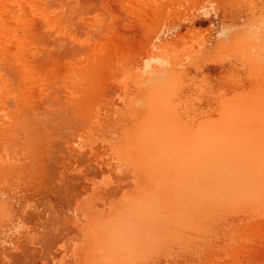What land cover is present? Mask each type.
Segmentation results:
<instances>
[{"label":"rangeland","instance_id":"obj_1","mask_svg":"<svg viewBox=\"0 0 264 264\" xmlns=\"http://www.w3.org/2000/svg\"><path fill=\"white\" fill-rule=\"evenodd\" d=\"M122 124L124 162L103 137ZM83 129L100 135L80 151ZM31 174L83 194L145 181L150 241L132 254L129 236H87L86 264H264V0H0V197L17 220L32 193L14 177ZM16 236V264H77L85 243Z\"/></svg>","mask_w":264,"mask_h":264},{"label":"crops","instance_id":"obj_2","mask_svg":"<svg viewBox=\"0 0 264 264\" xmlns=\"http://www.w3.org/2000/svg\"><path fill=\"white\" fill-rule=\"evenodd\" d=\"M11 147L13 148V146ZM15 154H17V152L12 150L10 156H13V159L16 161ZM1 155H3V153ZM15 161L13 163H16ZM51 179L52 178H45V180H43L35 178V180H26L19 178L14 180L15 183L16 180L24 182L25 190L32 193L31 195H27L26 199L23 200L25 202L23 208L19 206V210H17L19 213V219L17 222L19 225H16L17 234H77L80 236L79 241L83 239V242H85L83 246L78 248V256H76L75 259L77 264H86L89 253L87 236H92L89 241L90 243L93 242L92 244L94 247L98 246V236L101 235L129 236L131 239L130 243H132V254L138 251L141 253L144 244L150 241L146 238V235L151 233L149 214L151 213L152 200L150 194L145 193V187L147 185L144 180H134L133 184L125 185L127 189L122 190L121 193H113L111 195L106 193L103 194L101 188L106 185L100 179H94L88 185L94 187L93 191H95V193H92L89 196L86 194L83 196L80 194L81 196H78L79 190L77 193V185H74V189L72 190V186L69 184L70 188L68 187L69 191L67 192L63 189V185L61 187L57 184L58 179ZM60 187L61 189H59ZM65 192H67V195ZM59 193L65 194L60 195ZM5 203L6 201H0V225L7 221L4 228L5 231H7V229H9V220L12 217H16L15 212L14 215H11L13 206H6ZM161 215L162 211L159 202V222ZM115 218H117V220L121 218L126 219L128 221L127 227H117L114 231H111L102 226L104 222ZM36 219L45 221L36 225ZM55 229L57 230L55 231ZM162 229L161 226L154 227V233H158V241H161ZM120 239L121 238H119V240ZM123 249L126 250L125 247H119L118 249H110V251L115 254L119 251H124Z\"/></svg>","mask_w":264,"mask_h":264},{"label":"bare ground","instance_id":"obj_3","mask_svg":"<svg viewBox=\"0 0 264 264\" xmlns=\"http://www.w3.org/2000/svg\"><path fill=\"white\" fill-rule=\"evenodd\" d=\"M127 40V39H126ZM117 41H119V40H117ZM125 41V40H124ZM146 41V40H145ZM144 41V42H145ZM149 40H147V42H148ZM69 42V41H68ZM71 42V41H70ZM69 44V43H68ZM71 44V43H70ZM70 46V45H69ZM68 46V47H69ZM146 46V45H145ZM118 48V47H117ZM141 48V47H140ZM146 48V47H145ZM69 50L71 49V48H68ZM142 50V49H141ZM111 51V50H110ZM139 52V51H138ZM142 52V51H141ZM138 54V53H137ZM139 55V54H138ZM119 56V55H118ZM136 56V55H135ZM116 63V62H115ZM119 66H121V64L119 65ZM118 67V66H117ZM142 76V73H141V71L139 72V71H137V72H135V74H134V76L132 77V79H131V82H130V84L132 83V86L134 87V84H136V82L139 80V78ZM136 79V80H135ZM122 83H123V81H122ZM134 83V84H133ZM120 86V85H119ZM122 86V85H121ZM119 89V88H118ZM122 91V90H121ZM109 92H111V91H109ZM121 95V94H120ZM120 97V96H119ZM134 94H129L128 95V97H126L125 99H124V101H120L119 103H118V105L120 106V107H123V109H122V111H127L128 113H126V114H130V108L132 107L131 106V104H133L134 103ZM71 120V119H70ZM58 121V120H57ZM59 122H60V120H59ZM58 122V123H59ZM67 122V121H66ZM42 123V122H41ZM62 124V123H61ZM61 124H59V127L61 128L62 126H63V124H64V122H63V124H62V126H60ZM126 124H122V125H118L117 127L115 126L114 127V130L113 131H110V132H108V133H106L103 137H105L107 140L108 139H111V137H113V142L112 141H110L111 142V149H113L114 151H115V153L117 154V155H120V159L124 162V161H127V152H129V150L127 149V143H126V141H129V137H130V131H129V128L128 127H126L125 126ZM58 126V125H57ZM54 127V126H53ZM55 128V127H54ZM63 128V127H62ZM65 128V127H64ZM63 128V129H64ZM40 129H41V127H40ZM45 129H47L46 127H45ZM67 129V128H66ZM88 129V128H87ZM87 129H85V130H87ZM60 130V129H59ZM65 130V129H64ZM48 131V130H47ZM66 131V130H65ZM49 132V131H48ZM62 134H64V131L63 132H61ZM128 133H129V136H128ZM54 134H56V133H54ZM61 134V135H62ZM90 134V135H89ZM91 134L93 135V136H91ZM100 134H94V132H87V131H84V129H83V131H81L80 133H79V135H78V137H76V139H75V137H74V139L77 141V148L81 151V150H85V149H87L88 147H90L91 145H92V140H91V138L93 137V138H96L97 136H99ZM65 136V135H64ZM60 138H62L61 136H60ZM58 139V140H60L61 141V139ZM68 139H69V135H68V137H67ZM57 140V141H58ZM31 141V140H30ZM29 141V142H30ZM64 141V140H63ZM62 141V142H63ZM66 142H69L68 140H65V143ZM25 143V142H24ZM61 143V142H60ZM30 145V144H29ZM29 145H28V147H29ZM32 142H31V146L30 147H32ZM56 145V144H55ZM59 145V144H58ZM62 145V144H61ZM64 146V145H63ZM23 148V147H22ZM56 148V147H55ZM58 148V147H57ZM68 148V147H67ZM74 149V148H73ZM28 150V149H27ZM26 150V151H27ZM61 150V149H60ZM29 151V150H28ZM74 151H77V150H74ZM21 152V151H20ZM57 152V151H56ZM60 152V151H59ZM62 152V151H61ZM12 153V152H11ZM63 153V152H62ZM67 153V152H66ZM70 153V152H69ZM76 154L75 155H80L81 156V154H79L78 153V151L77 152H75ZM130 153V152H129ZM83 154V153H82ZM12 155V154H11ZM16 155V154H15ZM63 155V154H62ZM84 155H82V157H83ZM55 157V156H54ZM66 157H67V155H66ZM55 158H57V155H56V157ZM17 160V159H16ZM48 160V159H47ZM62 160V159H61ZM64 160V159H63ZM45 161H46V159H45ZM49 161V160H48ZM17 162V161H16ZM60 162V161H59ZM19 163V162H18ZM17 163V164H18ZM50 163V162H49ZM53 164V163H52ZM63 164V163H62ZM64 164H67V163H64ZM47 165H49V164H47ZM58 166V165H57ZM54 167V166H53ZM65 169H67V168H65ZM65 169H63L64 171H67V170H65ZM59 169H56V167L54 168V171L56 172V173H59V172H57ZM94 170H98V172H100L101 171V178L103 179V180H105V181H108L109 179H110V176H111V173L110 172H107V171H105L103 168H97V169H94ZM46 171V170H45ZM53 171V168H51V170H49V168H47V175L48 174H55V175H57L56 173H53L54 172ZM63 171V172H64ZM29 173V172H28ZM68 173V172H67ZM42 175H44L43 173H42ZM63 176H65V177H67V178H65V177H61L60 176V178H62V181H63V179H64V184L63 183H61L62 185H63V189L65 190V191H69V186L71 185L72 186V190L74 189V185L76 184V181H75V179H72V178H77V177H72L71 178V176H69L68 174H62ZM49 176V175H48ZM37 178H38V175L36 176ZM35 174L34 175H28L27 177L26 176H22L21 177V179H28V180H31V179H34L35 180ZM56 177H59V176H56ZM56 177H54V178H56ZM48 178H50V177H48ZM47 178V179H48ZM14 179H17L16 177H14ZM39 179V178H38ZM43 180H45V178L43 177L42 178ZM51 180H54L53 178L51 179ZM46 181H48V180H46ZM52 182V181H51ZM50 182V183H51ZM58 183H60V181L58 182ZM70 184V185H69ZM51 185V184H50ZM54 185V184H53ZM62 185H61V187H62ZM48 186H49V182H48ZM56 186V185H55ZM64 186H65V188H64ZM59 187V186H58ZM61 187L59 188V189H61ZM69 187V188H68ZM53 188V187H52ZM56 188H57V186H56ZM102 189V193L104 194V193H106V194H113L111 191H109L108 190V188H106V187H103V188H101ZM100 189V190H101ZM33 190V189H32ZM94 190V187L93 186H89L87 189H86V195L87 196H89V195H91L92 193H95V191H93ZM54 191H55V189H54ZM67 192H65L66 193V195H67ZM70 192H71V189H70ZM79 192H80V194L83 196V195H85V194H83L84 192L80 189L79 190ZM63 193V192H62ZM64 193V194H65ZM60 194V193H59ZM64 194H60V195H64ZM80 194H78V196L80 195ZM55 195V194H54ZM80 195V196H81ZM110 195V196H111ZM54 197V196H53ZM56 197V196H55ZM110 198V197H109ZM65 199V198H64ZM66 200V199H65ZM0 201H6L3 197H0ZM64 202V201H63ZM59 209H61V208H59ZM62 212V211H61ZM13 213V212H12ZM14 215V214H13ZM59 216V215H58ZM32 218V217H31ZM35 218V217H34ZM57 218V217H56ZM18 222V220L17 219H15L14 217H12L10 220H9V224H8V226H9V229H7V231H5V230H2L1 231V236H0V262H1V264H10L11 263V261H15V264H16V261H17V259H18V255H17V249H18V247H19V243H20V240H18V237L16 236V232H17V229H16V225L18 226L19 224L17 223ZM30 223V222H29ZM60 224V223H59ZM62 224V223H61ZM57 229H55V231H56ZM61 231V230H60ZM20 238V237H19ZM93 243V242H92ZM98 244H99V242H97ZM106 244V242H104V241H102V244ZM21 244V243H20ZM104 244V245H105ZM101 245V244H100ZM102 248V247H101ZM6 252H9V256L10 257H8V258H10V260L7 258V256H8V254L6 253ZM14 263V262H13ZM12 263V264H13ZM19 263V262H18Z\"/></svg>","mask_w":264,"mask_h":264}]
</instances>
